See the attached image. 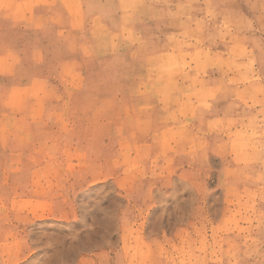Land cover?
Listing matches in <instances>:
<instances>
[{
    "label": "rangeland",
    "instance_id": "rangeland-1",
    "mask_svg": "<svg viewBox=\"0 0 264 264\" xmlns=\"http://www.w3.org/2000/svg\"><path fill=\"white\" fill-rule=\"evenodd\" d=\"M0 264H264V0H0Z\"/></svg>",
    "mask_w": 264,
    "mask_h": 264
}]
</instances>
